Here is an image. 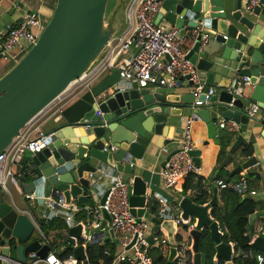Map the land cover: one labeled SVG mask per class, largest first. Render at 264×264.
<instances>
[{
  "label": "water",
  "instance_id": "1",
  "mask_svg": "<svg viewBox=\"0 0 264 264\" xmlns=\"http://www.w3.org/2000/svg\"><path fill=\"white\" fill-rule=\"evenodd\" d=\"M130 3L131 0H57L36 44L0 77V152L100 59L119 32L121 16ZM242 5L243 0H233L232 9L227 8L226 0H165L155 23L164 19L171 25L186 26L191 30L202 24L205 29L218 32L210 38L217 43L215 50L210 51L209 43L201 46L199 35L187 59L196 64L198 70L207 72L206 87L218 84L219 91L196 94L195 84L187 75L181 76L170 92L158 86H136L97 100L103 91L120 80V70L113 69L91 88L81 90L62 111V118L55 121L54 127L48 131L52 135L47 139L45 149L23 158L22 163L28 170L19 177L21 191L26 195L34 194L40 203H44L46 198L87 203L89 174L101 164L116 167L121 163L124 171L133 176L129 185L131 212L139 221L144 214H151L145 207L148 200L146 180L135 174L136 165L131 166V163L142 159L151 145L169 144L184 113L207 124L209 139L216 137L219 117L240 123L241 133L222 167L231 163L238 149L246 143L250 122L264 126V119L247 114L248 97L234 99V94L228 89L232 79L228 84L220 82L222 76L213 70L216 61L206 56L217 54L223 60L241 63V74L251 78L250 100L264 109V15L260 6H255L253 13L249 14L243 11ZM140 49L141 46L135 54ZM166 79L169 82L170 76L167 75ZM169 124L174 125L173 130ZM113 145L119 150L112 151ZM174 153H170L166 160ZM191 154L195 163L200 165L201 150L194 149ZM257 162L256 156H251L238 164L227 181ZM248 174L254 176L256 172ZM106 197L107 194L102 203ZM253 197L264 201V192ZM216 203L217 188H214L213 198L207 205L197 204L190 197L181 201L183 218H197V225L190 232L194 239V264L202 263L200 239L204 229L209 230L215 243L216 257L226 264H234L232 245L222 240L219 222L211 215ZM105 216L110 220L107 213ZM259 217H264V211L250 217L252 228ZM152 222L154 231L159 228L166 230L170 244L166 264H174L177 240L173 219L157 214L152 217ZM105 227L104 221L95 229L90 245L101 243L105 235L101 230ZM81 231V224L69 227V242L74 248V256L89 264L84 246H76V238L80 237ZM109 234L115 237L113 229H109ZM149 240L153 243L152 237ZM253 248L264 252V233L256 238ZM50 250L30 216L15 206L11 196L0 185L1 264H11L12 260L30 264V253L35 252L37 257L44 259Z\"/></svg>",
  "mask_w": 264,
  "mask_h": 264
},
{
  "label": "built area",
  "instance_id": "2",
  "mask_svg": "<svg viewBox=\"0 0 264 264\" xmlns=\"http://www.w3.org/2000/svg\"><path fill=\"white\" fill-rule=\"evenodd\" d=\"M165 0H131L126 10L128 28L125 32L116 35L111 41L106 51L91 69L79 80L75 81L62 95H60L50 106L40 115L33 119L22 130L21 134L3 151L0 152V185L11 196L8 189V182L19 185V177L26 173L27 166L22 163L26 152L35 153L45 149L47 139L52 134H48L42 129V125L48 120L58 121L62 118V111L77 98L81 90L91 88L94 84L113 69L120 70V80L103 91L98 97L105 99L107 96L115 94L133 87L146 88L152 85L158 87H173L181 76H189V80L195 84V93L205 91L204 72L197 69L196 64L187 59L188 41L195 42L201 35V46L209 43L211 35L218 32L213 29H205L200 24L194 29L186 26L179 28L175 25H164L155 23L162 3ZM255 6H260L264 15V3L262 0H243L242 9L244 12L252 14ZM47 20L38 11L26 12L21 22L16 26H9L8 30L0 39V53L2 58L12 64H16L30 48L36 44L42 33ZM227 39L228 37L225 36ZM141 46L140 51L135 54ZM193 46V45H192ZM191 46V47H192ZM131 54L124 56L128 51ZM170 76L167 82L166 76ZM251 78L248 75L238 73L232 79L229 91L234 94V99L240 97L247 98V89L251 87ZM217 92V88L209 87V94ZM247 114L251 117L264 119V109L257 102H248L245 107ZM191 120L187 122V129L178 136L170 139V143L163 146L162 153L168 156L175 153L168 159L160 170L161 187L163 194H149L146 190L148 200L146 210L151 215L144 214L137 221V216L131 212L129 185L133 182V176L126 177L124 172L118 170V166L102 169L99 167L95 172L89 174L90 188L87 190L89 197L87 203H79L72 199L69 203L59 200L52 201L45 199V205L52 210L53 216H61L69 227L81 224L82 231L79 238H76V246L83 245L86 252L95 229L105 221L106 227L101 230L104 236L100 244H106L110 237L109 229H113L115 237L111 239L113 246L105 250L107 256L113 255L112 264H166L170 252V244L167 232L163 228L154 231L155 224L152 217L161 215L162 217L172 218L175 227V236H181L177 240V253L173 259L174 264H193V238L190 235L197 225V218L188 220L183 218L181 201L185 197L183 194V183L190 174L199 175L200 165H197L191 152L196 149L191 134ZM220 128L227 129L229 132L238 133L240 123L235 120H220L217 122ZM119 147L113 145L112 151H118ZM135 163L132 162L131 166ZM100 175L106 184L98 189L93 187V180ZM208 180L209 178H205ZM211 187L208 192L212 194L213 187L218 190L231 188L242 197L255 196L259 191L250 187L245 175L236 181H224L216 179L210 182ZM194 190H190L188 195H193ZM107 194L105 202L102 199ZM29 201H34V194L26 195ZM12 197V196H11ZM210 202V201H209ZM206 203L204 205L209 204ZM43 203V204H44ZM20 210V209H19ZM28 214L36 226V231L42 237L44 233L41 226L32 214L31 210L22 211ZM107 213L111 218L108 220ZM78 216V217H77ZM79 218V219H78ZM186 227V228H185ZM264 233V221L252 228L248 226L246 236L249 238V248H235L232 245V260H256L258 264H264V252L256 251L253 243L256 238ZM153 238V243L150 242ZM107 239V240H106ZM43 243L47 244L43 241ZM112 249L114 253L112 254ZM154 250H158L157 258L165 260L164 263L155 262L156 258L152 255ZM88 257V255H87ZM216 259V255L214 256ZM32 259L30 264H84L78 260L74 254L68 258H61L57 251L50 250L46 258L37 257L35 252L30 253ZM11 264H22L11 261ZM90 264V262H89Z\"/></svg>",
  "mask_w": 264,
  "mask_h": 264
},
{
  "label": "crops",
  "instance_id": "3",
  "mask_svg": "<svg viewBox=\"0 0 264 264\" xmlns=\"http://www.w3.org/2000/svg\"><path fill=\"white\" fill-rule=\"evenodd\" d=\"M56 4H57V0H0V39L5 34V32L8 30L9 26H16L21 22L22 17L26 12L38 11L40 12V14L43 16L45 20L49 21L54 12ZM226 4H227L228 9H232L233 0H226ZM159 15H160V11L156 16V19H158ZM159 23L164 24V25H171L164 19L160 20ZM127 28H128V21H127L126 14L124 13L121 16V20L119 24V32L117 33V35L125 32ZM192 45H193V42L188 41V44H187L188 48H191ZM208 45L209 47H211L210 51H213L215 50L217 43L215 40H212V41L210 40ZM131 53L132 51L129 50L124 56L120 58V61L123 60V57ZM206 57L216 61V65L214 66L213 70L215 71V73L220 74L222 76L221 81H220L222 83H226V84L230 83L231 79H233L235 75H237L238 73H241L240 70L242 68V64L237 61L223 60L217 54H209ZM7 65L8 64H5V67ZM203 74L206 77L207 72H204ZM154 86L155 85H152V87ZM218 86H219L218 84H215L212 87L217 88V92H218L219 91ZM163 88L165 91H168V92L172 91L171 89H173L167 86H163ZM251 90L252 88L248 89L247 97L249 99V102H254L253 100H250ZM205 91L208 92L209 87H206ZM191 119H192L191 134H192L194 143L196 144V147H197L196 149L201 150V154H200L201 170H200L199 175L210 179L214 175L215 171L216 173H219V170L218 169L216 170V167L218 165L220 168L226 169L225 171L226 173L222 177L228 178L229 177L228 175L232 173V171L236 168L238 164L245 162L250 158V157L244 158L241 156L242 150L244 148L243 145L252 144L254 148L253 156H256V158L258 159V162L255 165H253L251 168L247 170H243L238 175H239V178L242 176V174L245 175L249 181L251 188L258 190L259 193L264 192V126L260 123L251 121L250 124L248 125V130L245 135L246 143H244L238 149L231 163L227 164L225 167H222V164L224 160L226 159L227 155L223 160L221 159L220 161L219 153L221 150V144L218 142L219 137L229 136L231 134V142L227 148V151L229 152L231 146L236 142L241 131H239L238 133H232V132H229L227 129H223L218 126L217 131H216V137L213 139H209L207 124L200 119H196L193 115L191 116L189 113H184V115L180 119L179 124L175 126V128L173 124H169V127H171L172 130L174 128V136H178L182 134L184 130L187 129L188 120H191ZM50 120H48L46 123L42 125V129L45 132H48L54 127V125L52 126L49 125ZM220 120H222L221 117L217 119V122H219ZM157 140H161V139H157ZM206 141H208V144H205ZM163 146L151 145L142 159L134 161L136 165L135 174L143 177L146 180V186H147L146 190L149 194H159V193L163 194L164 193L161 187V176L159 173L167 157L164 153H162ZM28 153L29 152H26L25 156H30V154ZM117 166L120 172L125 173L123 164L118 163ZM100 167L103 170L104 169L106 170L110 166L107 164H101ZM249 172H256V175L250 176L248 174ZM127 176L129 175L126 174V177ZM236 176L237 175H235L234 177ZM234 177H232L230 180L234 181L233 180ZM250 177L254 179L253 182H250V179H249ZM95 179L96 180H93L92 182L93 187L95 189H98L99 186L100 188H102L106 184V182L102 179L100 175H97ZM10 188L14 189L15 195L11 193V196H12L11 198L15 206L22 211L31 210L36 220L52 219V218L63 219L61 216H53L51 218L50 216L53 212L52 210H50L49 207L45 205V203L44 204L40 203L36 199L34 201H28L26 194L21 191L20 186H15L9 181L8 189L11 192ZM219 197H220V189L219 190L217 189V202L219 201ZM20 198L21 199L23 198L25 201L23 200L21 201ZM212 198L213 197H211L210 200ZM262 211H264V209ZM262 221H264V217H259L255 221L254 225H257ZM108 237H110V234L106 235V238ZM111 239L113 238L110 237V240L108 239L106 241V243L109 244L108 245L109 247L113 246ZM193 242H194V239H193ZM101 245H104V244H101ZM62 249L63 247L61 248V250ZM194 256H195V251L193 254V264L195 262ZM154 258L157 259V257H154ZM218 260H219L218 258L216 259L214 257V262H217ZM203 262H204V259L202 255L201 264H203ZM0 264H1V260H0Z\"/></svg>",
  "mask_w": 264,
  "mask_h": 264
},
{
  "label": "trees",
  "instance_id": "4",
  "mask_svg": "<svg viewBox=\"0 0 264 264\" xmlns=\"http://www.w3.org/2000/svg\"><path fill=\"white\" fill-rule=\"evenodd\" d=\"M218 142L221 144V150L219 153L220 161L227 155V148L231 142V134L229 136H220ZM241 156L249 158L254 155V148L252 144H244ZM219 161V163H220ZM219 173L206 180L201 175L190 174L183 183V194L189 196L195 203L204 205L208 203L211 197L214 195V187L212 194L208 192L211 187V181L216 179H223L227 181L228 178H223L226 173L225 168H220L218 165L216 170ZM239 179V175L234 177V181ZM250 182H253V178H249ZM255 188V187H254ZM253 189V188H252ZM190 190H194L193 195H188ZM264 209V201L258 200L253 196L242 197L239 193L233 189L220 190L219 201L211 209V215L215 220L219 222L220 230L222 231V240L224 242H231L235 245V248H249V238L246 236L248 226H250V217L258 211ZM41 229L44 233L43 241H45L52 251H57L61 258L65 259L74 254V248L69 242V226L61 218L52 219H39L38 220ZM186 228V227H185ZM181 236H177V240H180ZM109 244H91L88 246L87 255L90 264H112L113 255L107 256L105 250L109 247ZM63 249L61 250V248ZM200 252L203 255L204 264H225L223 259H219L214 262V256L216 254L215 243L211 238L208 229L202 231L200 239ZM114 249H112V254ZM155 262L164 263L165 260L157 258ZM234 264H258L256 260L247 259L239 260L235 259Z\"/></svg>",
  "mask_w": 264,
  "mask_h": 264
},
{
  "label": "rangeland",
  "instance_id": "5",
  "mask_svg": "<svg viewBox=\"0 0 264 264\" xmlns=\"http://www.w3.org/2000/svg\"><path fill=\"white\" fill-rule=\"evenodd\" d=\"M5 64H8L6 67H5ZM14 64H12V63H10V62H8V61H6V60H4L3 58L0 60V77L5 73V72H7L12 66H13ZM3 66V67H2ZM49 125H55V122L53 121V119H51L50 121H49ZM28 154H30V155H32V153H28ZM11 189V193H13L14 195H15V193H14V189L13 188H10ZM20 200L22 201H25L23 198L21 199L20 198ZM107 240V239H106ZM158 254H159V252H158V250H154L153 252H152V255L154 256V257H157L158 256ZM203 264H204V262H203Z\"/></svg>",
  "mask_w": 264,
  "mask_h": 264
}]
</instances>
